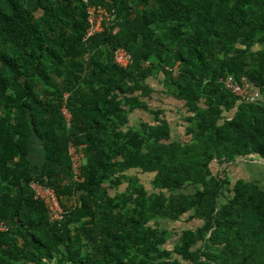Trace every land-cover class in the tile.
Here are the masks:
<instances>
[{"label": "trees", "instance_id": "obj_1", "mask_svg": "<svg viewBox=\"0 0 264 264\" xmlns=\"http://www.w3.org/2000/svg\"><path fill=\"white\" fill-rule=\"evenodd\" d=\"M89 5L112 19L87 36ZM255 157L264 0H0V264H264V185L233 168Z\"/></svg>", "mask_w": 264, "mask_h": 264}, {"label": "built area", "instance_id": "obj_2", "mask_svg": "<svg viewBox=\"0 0 264 264\" xmlns=\"http://www.w3.org/2000/svg\"><path fill=\"white\" fill-rule=\"evenodd\" d=\"M88 19L90 26L87 30V36L93 35L97 32H101L105 28V23H109L112 19L111 13L102 6L89 5L88 6ZM115 61L121 66H128L133 62L131 54L124 48H118L115 51ZM174 73L177 72V66L173 69ZM224 86L231 90L233 93L238 95L242 101L255 102L261 98L259 90L254 89L250 82L243 77L240 81L236 80L233 76L229 75L223 79ZM63 113L69 121L71 113L67 106L64 105ZM70 153L72 157V171L73 177L77 181H81L83 158L81 154L76 151V148L71 145ZM36 194L44 201L47 209L49 218L54 223H61L65 220L66 211L61 203L60 197L54 188L46 186L38 181L32 182ZM6 221L0 223V230H7Z\"/></svg>", "mask_w": 264, "mask_h": 264}, {"label": "rangeland", "instance_id": "obj_3", "mask_svg": "<svg viewBox=\"0 0 264 264\" xmlns=\"http://www.w3.org/2000/svg\"><path fill=\"white\" fill-rule=\"evenodd\" d=\"M133 119H136L135 115H133ZM31 151H32L31 155H32L34 162L42 163V161L44 159V154H43L44 152H43L42 145L38 141L33 142ZM239 161H240L239 165L233 167L235 169V174H239V173L243 172V174H245L246 177H250V175H251L252 178L258 179L260 181V183L262 185H264V165H263L264 160L263 159H261L259 157H255L254 159L253 158L252 159H244V160H239ZM255 163L257 165H255ZM247 164H249V165H247ZM246 167L249 169L250 172L245 170ZM145 179H146V177H145ZM161 224L163 226L176 228L179 231H181L186 226H192V225H188V224H184V223H180L179 225L175 226L174 223H168V222H165L164 220H161ZM170 246L172 247V245H170Z\"/></svg>", "mask_w": 264, "mask_h": 264}, {"label": "crops", "instance_id": "obj_4", "mask_svg": "<svg viewBox=\"0 0 264 264\" xmlns=\"http://www.w3.org/2000/svg\"><path fill=\"white\" fill-rule=\"evenodd\" d=\"M31 157H32V155H31ZM33 159V158H32ZM34 161V160H33Z\"/></svg>", "mask_w": 264, "mask_h": 264}]
</instances>
